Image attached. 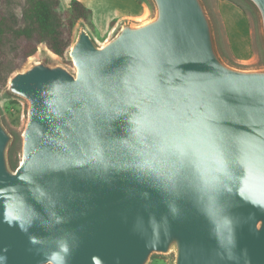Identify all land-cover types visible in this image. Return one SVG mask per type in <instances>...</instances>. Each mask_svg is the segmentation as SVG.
Instances as JSON below:
<instances>
[{"label":"water","instance_id":"1","mask_svg":"<svg viewBox=\"0 0 264 264\" xmlns=\"http://www.w3.org/2000/svg\"><path fill=\"white\" fill-rule=\"evenodd\" d=\"M150 2L104 44L81 24L73 69L9 78L29 106L17 166L0 112V264H264V66L224 58L206 0Z\"/></svg>","mask_w":264,"mask_h":264},{"label":"rangeland","instance_id":"2","mask_svg":"<svg viewBox=\"0 0 264 264\" xmlns=\"http://www.w3.org/2000/svg\"><path fill=\"white\" fill-rule=\"evenodd\" d=\"M88 7L90 6L97 19V31L92 33V36L99 44H104L108 39H110L120 28L121 23L124 20L118 17L121 13L125 12L131 6H128L122 0H83ZM25 0H1L0 9H12L15 11L19 17H21L22 10L24 7ZM70 0H63L62 8H66ZM210 13L215 23L216 34L218 37V44L224 58L235 66L240 67H260L264 66V43L261 36L260 21L255 9L245 0H206ZM228 4L235 7L237 11L242 15V17L233 13L234 22H238V27L236 34L239 36L237 40L241 37L242 47L240 51L243 53H237L235 46L232 42L230 32L228 30L227 21L224 17L221 6L222 4ZM147 6L146 12L142 15L140 19H129L133 21H143L154 16L155 9L150 0H145ZM117 19L115 27H108L106 29L107 21L109 19ZM246 24L244 22V19ZM95 21V20H94ZM83 24V23H82ZM110 24V23H109ZM245 24V25H244ZM81 24L79 23L78 29ZM247 29V33L245 34ZM77 29V31H78ZM77 31L75 33L74 39L76 37ZM105 32V33H100ZM105 34V35H103ZM245 34V36H244ZM243 55H246L243 57ZM70 59V57H69ZM36 61H46L51 64H62L70 69H73L72 65L67 64L61 57L51 53L44 46H40L38 51L28 58L22 68L16 69L10 73L9 78L17 71H22L29 67L32 63ZM12 64V63H10ZM11 70V66H9ZM9 80V79H8ZM28 101L18 95L9 93L8 91V81L3 89H0V112L2 115L3 122L7 129L13 136L10 148H9V160L11 164L14 159L18 161L17 165L21 161L22 157V133L27 123L28 119ZM16 165V166H17ZM174 256L173 254H154L150 260V264H173Z\"/></svg>","mask_w":264,"mask_h":264},{"label":"trees","instance_id":"3","mask_svg":"<svg viewBox=\"0 0 264 264\" xmlns=\"http://www.w3.org/2000/svg\"><path fill=\"white\" fill-rule=\"evenodd\" d=\"M62 2L25 0L21 17L12 9H0V89L6 86L10 73L22 68L41 45L73 66L69 50L79 23L85 24L91 34L97 27L93 9L82 0H70L64 9ZM116 23L117 19L112 20L110 27ZM13 163L16 166L18 161L14 159Z\"/></svg>","mask_w":264,"mask_h":264},{"label":"crops","instance_id":"4","mask_svg":"<svg viewBox=\"0 0 264 264\" xmlns=\"http://www.w3.org/2000/svg\"><path fill=\"white\" fill-rule=\"evenodd\" d=\"M122 1L131 7L126 9L125 12L121 13V15L118 16V17H121V19H128V18L133 19V20L140 19L142 17V15L146 12L147 6L145 3H140L138 0H122ZM86 5L88 6V4H86ZM221 11H222L224 17L226 18L228 30L230 32L232 42L235 46V50L237 51V53H243V51H240L241 49H239L242 47V44L240 43V41L242 42V39H241L242 37L239 40H237V38H239V36H237V34H236L238 22H234V18L232 16V14L235 13L240 17H242V15L239 13V11H237V9L235 7H232L226 3L222 4ZM94 16H95V14H94ZM95 17H94L95 24H96V27L99 29V26H97V19ZM112 19H113V17L107 21V25L105 27L106 29H104L105 32L107 31L108 27L110 26L109 23H111ZM244 22L246 24L245 19H244ZM115 26H116V24H115ZM244 28L246 30V32H245V34H246L247 29H246V27H244ZM105 32H100V33H105ZM245 34H244V36H245ZM103 35H105V34H103ZM245 56L246 55H243V57H245Z\"/></svg>","mask_w":264,"mask_h":264}]
</instances>
